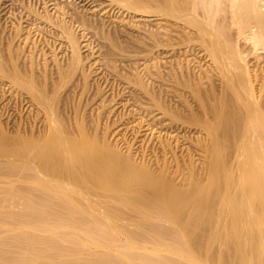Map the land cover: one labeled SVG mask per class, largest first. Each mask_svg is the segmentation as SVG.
I'll list each match as a JSON object with an SVG mask.
<instances>
[{
    "label": "bare ground",
    "instance_id": "1",
    "mask_svg": "<svg viewBox=\"0 0 264 264\" xmlns=\"http://www.w3.org/2000/svg\"><path fill=\"white\" fill-rule=\"evenodd\" d=\"M13 1L26 14L12 17L0 76L46 124L0 134V264H264V0ZM161 46L176 52L159 50L164 67ZM126 60L117 75L138 107L195 127L194 150L178 155L167 129L138 159L99 119L90 132L61 117L58 83L86 89L97 62ZM146 122L137 132L154 131Z\"/></svg>",
    "mask_w": 264,
    "mask_h": 264
},
{
    "label": "rangeland",
    "instance_id": "2",
    "mask_svg": "<svg viewBox=\"0 0 264 264\" xmlns=\"http://www.w3.org/2000/svg\"><path fill=\"white\" fill-rule=\"evenodd\" d=\"M32 1L38 7L40 5L42 6L43 5L42 3H44V2L51 4V0H32ZM78 3H79V5H83V6H85L86 4L89 5L87 0H78V2L76 4H78ZM15 4L16 3H14L13 0H0V51L3 55H6V54L8 55L7 50H8V46L10 45V44L8 45L9 41L11 40L9 33L11 34L12 31H11V27L9 28V25L12 24L11 22H14V18L17 19V17L18 16L21 17V15H22V17H24L25 16L24 13L26 12L19 6V4H16L17 6ZM13 9H14V12H13ZM13 13L15 14L14 16H12ZM12 17H14V18H12ZM10 19H11V21H10ZM6 26H7V28H6ZM8 36L10 39H8ZM35 37L36 38L38 37L37 38L38 41L40 40L39 45L42 44V46L40 45L41 47H43L44 49H46V47H47L46 50H44V49L43 50L49 53V51L51 49V48H49L50 43L52 44L51 40L48 42L46 39H44L45 40L44 41L43 40L44 37L41 39L42 35H39V36L36 35ZM47 38H48V40L50 39L48 35H47ZM46 42H47V44H46ZM15 45H17V42L15 43ZM45 45H47V46L45 47ZM196 48L195 47H194V49L187 48L184 45H179L176 47L177 53H181V51L184 49L185 50L192 49L191 52L190 51L187 52L188 54H194L192 56V58L196 55H197L196 57H198V58L199 57L203 58V56H202L203 54L202 53L199 54L198 52H200V50L198 48L197 49ZM160 49H162L160 52H162V54L165 55L166 60H169L168 56L170 57V54L172 55L174 52L172 51L171 53H169L168 50H170V48L168 49L167 47H164V46H161L157 50V54H159V56L161 55L160 56V57H162L161 60L163 59L162 62L159 61L160 66L164 67L165 66L164 61L166 62V60L164 59L163 55L159 52ZM180 49H181V51H180ZM166 53L168 56L166 55ZM174 54H176V52ZM100 62H101V64H100ZM203 62H204V60L202 61V63ZM19 63H22V59L19 60ZM129 63L130 62H127V60H126V63H121V64L118 63L117 70H115L113 67L108 65V63H106V61L97 62V66L95 67L96 69H95L94 73L92 74V77L89 79V84H88V87L86 89H84L82 87V85H79L80 87L78 86L76 89L74 88L75 87L74 83L75 82H76V84L78 83V81L76 80V78L78 79V77H75V79L73 78L70 81H66L64 83V85L58 83V88L60 89V91L62 90L60 92V93H62V95H61V99H59V101L57 103V106H58L59 112L62 111V112H60L61 117L63 116V119L65 118L64 119L65 121L68 120L66 122H69L71 124H75V122L79 118H81L79 120H84L85 123L87 122L86 123L87 128L90 130L92 129L91 131L89 130L90 132L95 131V128L94 129L92 128L93 126H95L94 122L92 121L93 118H94V121L99 119L98 120L99 121V125H98L99 129L101 128V131H102V129L105 126H109L110 127L109 134H110V136H111L110 138L112 140L119 143L120 146H122V147H125L126 143H130L131 145H133V150H134L133 152L135 153V155L138 159L140 157H144L146 160L148 158V161L149 160L152 161L154 159L155 155L157 154V152L159 151L158 146L156 145L157 144V140L155 138L156 133L158 134V132L159 131L161 132V130H162V134H164L167 131V129L169 128L170 121L169 122H167V120H166V122L161 121V124L159 123L160 125L156 124L157 121H159L158 120L159 118H157V117L159 116L160 111L153 113L155 111V109H152V110H149L148 112L145 110V112H144L143 109L138 107L139 102L136 103L135 99H133L134 96H131V95H133V93H132V90H134L133 87L130 84H128L127 81L125 82V79H123L121 76H119V74L117 75V72L120 71V69L122 70V72H124L123 66L126 67V69H128L127 65H129ZM99 65H100V67H99ZM105 67L106 68L108 67L107 70ZM119 77H121V78H119ZM0 78H1L0 79V134L2 133V131H5V132H7L8 136L10 135V137L13 136V138H15L16 136H19L18 132L20 131L21 133L20 132L19 133L21 135H23L24 137H28V136H31L32 130H33V132H36V135H38V134L40 135L41 134L40 132L44 131L45 124H46L45 116L43 117V115H45L44 111L41 110L40 108L38 109L39 106L36 103H33V101H31L30 98H28L29 95L27 94V92L24 89H21V87L16 86V85H15V87H13L12 84H11L12 86L10 85L9 81L7 84L6 80H8V79H5L4 77H1V76H0ZM129 88L131 90H129ZM96 90H97V92H98V90H100L102 92H100V94L97 95ZM126 91H128L127 94H126ZM72 93H73V95H72ZM164 94H166V93H164ZM15 95H16V97H15ZM80 96H81V98H80ZM94 96H95V98H94ZM92 98H94V99H92ZM172 99L171 98L169 99V97H168L167 100H169V103H171V104L174 103L175 104V105L173 104L174 106L181 107L180 103H181L182 99H180V100L179 99L172 100ZM78 100L80 102H78ZM129 100H131V101H129ZM92 101H94V102H92ZM133 102H135V103H133ZM32 103L34 105H32ZM67 103H69V104L67 105ZM86 103H87V105H86ZM103 103L105 104V106H102ZM60 105H62V106H60ZM84 106H85V108H84ZM98 107H100V108H98ZM76 109H78L79 111L78 110L76 111ZM137 111H139V112H137ZM141 112H143V114H144V115L142 114L143 116L141 115ZM75 113H77V114H75ZM106 113H107V115H106ZM151 113H153L154 116L150 115ZM156 113L157 114L159 113V114L157 115ZM73 114L77 115V116H74ZM156 115H157V117H156L157 119L154 118ZM95 116L96 117L98 116L97 119H95L96 118ZM76 117H78L77 120H76ZM72 118H74L75 120ZM141 118H142V120L144 119L145 122L147 121L146 123L149 122V124L152 120L151 123H153V125L152 124L151 125H152V128L153 127L155 128V129L153 128L154 131H151L150 129H149V131H144L146 129L144 127V129H142L141 131L139 130L137 132V129H135V128L138 124L137 122H140ZM154 121H155L156 125L154 124ZM166 124H167V126H166ZM101 125L103 128L101 127ZM143 125H146V124L143 123ZM157 125H158V127H157ZM175 125L171 124L170 128H172V129H168V130H171V131L177 130L176 133H181V134H179V136L181 137L180 141H182V143H180L179 147L176 149V152L178 153V155H182L184 153L186 154L188 149H189V147H187V146H190V145H191L190 146L191 149L194 150L192 147L193 144L191 143L190 140L194 137H197L196 136V128L195 127L189 128L187 126V128L185 127L187 129L186 130L184 128V126H181L178 124V125H176L177 126L176 127ZM181 129L185 132H183ZM192 129H193V131H192ZM23 130H25V131H23ZM29 131H30V133H29ZM134 131H136V132H134ZM141 132H142V134H141ZM184 136H185V142L183 141ZM189 137H190V139H189ZM149 144H151V145H149ZM181 145H182V147H181ZM156 146H157L158 151L156 149ZM155 149H156V151H155ZM184 151H186V152H184Z\"/></svg>",
    "mask_w": 264,
    "mask_h": 264
}]
</instances>
